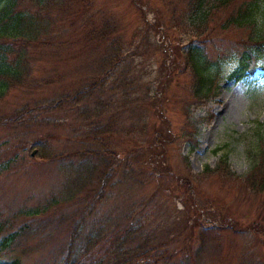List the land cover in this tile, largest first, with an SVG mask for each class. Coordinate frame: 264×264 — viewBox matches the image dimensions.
<instances>
[{
	"label": "trees",
	"instance_id": "1",
	"mask_svg": "<svg viewBox=\"0 0 264 264\" xmlns=\"http://www.w3.org/2000/svg\"><path fill=\"white\" fill-rule=\"evenodd\" d=\"M106 1L0 0V101L11 90L33 91L60 84L58 76L43 80L33 77L34 61L43 50H61L69 44H78L80 51L102 52L99 73L96 77L88 78L74 95L60 93L50 99L36 101L33 105L26 103L16 108L11 116L0 117V126L20 125L24 123V118L30 117L28 121L42 127L49 123V113L78 107L84 121H87V124L82 122L81 125L88 126L85 139L79 136L80 147L68 152L47 153L46 140L40 137L33 141L32 146L37 147L39 159L57 163L63 176L62 187L58 194L42 200L38 206H20L0 220V264H22L21 257L16 254L22 238L27 239L33 231L41 230L45 223L52 224L53 219H49L52 208L64 203H81L83 191H88L89 197L82 201V206L74 214L60 215L54 222L59 224L51 226L50 230L71 223L66 243L58 249L60 257L55 264H200V259L207 252H213L215 257L223 252L221 243L217 244L223 235L230 237L248 231L264 235V123L257 128L255 163L246 174L239 175L232 171L228 157L223 156L215 168L206 165L202 173L187 176L173 173L167 160L168 145L177 136L161 109L164 92L176 76L177 69L187 72L190 77L189 106H199L203 100L217 94L226 62H235L231 76L237 79L255 71L258 60L264 57V27L261 25L264 0H163L164 8L153 26L163 37L159 93L147 95L149 109L155 111L158 119L151 128L152 139L148 142L151 152L146 164L149 178L155 179V182L161 180L158 186L170 181L166 189H178L183 193L181 196L188 211L195 214L188 233L190 235L183 246L169 253L158 252L155 246L149 247L147 238L133 246L142 237V230L138 232L139 227L134 228V223L129 224L127 232H117L109 241L104 235L111 225L109 214L91 221L82 244L77 248L76 238L83 234L85 219L90 217L95 207L91 200L99 199L100 202L108 189L116 184L133 180L142 182L128 158L125 159L127 162L122 179L115 180L123 158L122 151L116 147L120 140L116 137L113 124L102 122L100 101H92L93 93L104 89L106 80L113 78L118 71L119 79L114 77L112 86L122 89L125 101H136L139 87L138 82L130 78L131 64L127 55L123 54L126 26H122L112 13L107 14L105 7L99 8ZM142 5V0H131L130 3L138 11L139 19L147 22L146 10ZM69 27H74L73 31L77 33L72 42L70 35L73 33L68 34ZM233 32L242 34L235 40L228 37L232 43L225 48V38ZM210 46L214 47L215 52L212 53ZM97 98H100L99 94ZM90 101L95 108L88 106ZM92 110L94 117L89 113ZM186 116L192 117L189 112ZM196 126L188 118L179 137L193 141L199 131ZM46 136H52L51 132ZM196 146L197 142L193 143L192 149ZM210 178L235 185L238 192L240 190L257 202L261 213L259 218L246 222L212 199L202 200L200 184ZM44 215H47V220L39 222L37 217ZM69 219L73 223L68 222ZM18 221L20 224L16 225ZM101 240L102 243L106 241L107 247L101 251V255H92L91 248ZM193 241L196 243L195 249L188 248ZM184 251L185 254H182ZM179 253L181 256L176 259Z\"/></svg>",
	"mask_w": 264,
	"mask_h": 264
},
{
	"label": "rangeland",
	"instance_id": "2",
	"mask_svg": "<svg viewBox=\"0 0 264 264\" xmlns=\"http://www.w3.org/2000/svg\"><path fill=\"white\" fill-rule=\"evenodd\" d=\"M130 3L131 0H107L106 3H100L99 8L105 7L107 14L112 13L122 26H126L123 54L127 55L131 64L130 78L139 84L137 92L135 90L137 100L125 101L122 89L112 86V79H119L118 71L113 78L106 80L104 89L93 93L92 101H100L103 109L102 122L113 124L116 137L120 140L116 147L122 151L123 158L120 173L115 176V180L122 179L124 164L127 162L125 159L128 158L142 182L133 180L116 184L108 189L100 202L99 199L91 200L95 207L90 217L85 219V230L81 237L76 238V246L79 248L82 244L91 221L110 214L111 225L104 234L109 241L117 232H127L129 224L134 223V228L139 227L138 232L142 230V237L133 246L147 238L149 247L155 246L158 252L169 253L187 242L195 214L188 211L181 196L183 193L178 189H166L170 181L158 186L161 180L155 182V179L149 178L146 164L151 152L148 146L152 139L151 128L158 119L155 111L149 109L147 95L153 96L158 92L163 60L160 49L163 37L153 26L160 10L164 8V2L142 0L147 22L139 19L138 11ZM261 25L264 27V17ZM73 29L74 27H69L68 31V34L73 33L70 35L71 42L77 35ZM241 34H227L223 43L225 48L232 43L228 37L235 40ZM80 47L78 44H69L61 50L49 49L38 53L34 61L33 77L43 80L58 76L60 84L33 91L11 90L0 101V117L11 116L16 108L26 103L33 105L36 101L50 99L60 93L74 95L88 78L96 77L102 62V52L80 51ZM209 48L212 53L215 52L214 47ZM235 65L232 61L224 64L217 94L203 100L199 106L188 105L190 77L187 72L176 70V76L166 88L161 105L177 136L168 145L167 151V160L173 173L187 176L202 173L206 165L215 168L223 156L228 157L232 171L239 175L246 174L255 163L257 128L260 123H264V57L258 60L255 71L242 79L231 76ZM98 94L100 98H97ZM92 101L88 106L95 108ZM77 108L69 107L49 113L50 121L45 126L43 123L42 127L28 121L30 117L24 118V123L20 125L0 126V220L11 215L20 206H38L42 200L58 194L63 176L57 163L39 159L36 155L38 149L32 145L34 140L42 137L46 140L47 153L68 152L80 147L79 136L85 139L84 133L88 126L81 125L82 122L87 124V121H84L85 118ZM92 112L93 110L89 113L94 117L95 113ZM187 112L192 117H187ZM188 118L199 130L197 137L191 142L179 137ZM48 132L52 136L47 137ZM195 142L197 146L192 149ZM35 150L36 154L33 155ZM199 189L202 200L212 199L214 203L235 212L246 222L259 218L261 214L258 203L240 190L238 192L233 184L210 178L203 180ZM88 193L83 191L81 203L89 197ZM81 203H64L58 208H52V216L49 218L53 219L52 224L47 222V225L45 223L41 230L33 231L27 239L22 238L21 247L16 253L21 257L22 264H55L60 257L58 249L66 243L71 223H64L50 230L51 226L59 224L54 222L60 215L74 214L82 206ZM37 218L43 223L48 217L44 215ZM19 221L16 225L20 224ZM70 221L72 222L71 219L68 222ZM102 240L91 248L92 255H101V251L107 247L106 241L102 243ZM220 243L223 252L216 257L213 252H207L200 259V264H264V235L251 231L230 237L223 235L217 242L218 245ZM189 246L188 244V248L195 249L196 243L193 241ZM188 252L190 253V249ZM180 256L179 253L176 259Z\"/></svg>",
	"mask_w": 264,
	"mask_h": 264
},
{
	"label": "water",
	"instance_id": "3",
	"mask_svg": "<svg viewBox=\"0 0 264 264\" xmlns=\"http://www.w3.org/2000/svg\"><path fill=\"white\" fill-rule=\"evenodd\" d=\"M36 154V150L33 152V155H35Z\"/></svg>",
	"mask_w": 264,
	"mask_h": 264
}]
</instances>
